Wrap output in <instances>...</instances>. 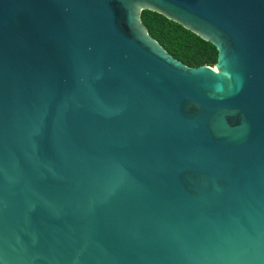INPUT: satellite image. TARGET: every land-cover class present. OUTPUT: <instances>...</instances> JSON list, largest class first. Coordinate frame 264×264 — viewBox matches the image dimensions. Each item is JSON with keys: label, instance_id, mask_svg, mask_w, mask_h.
I'll return each mask as SVG.
<instances>
[{"label": "water", "instance_id": "1", "mask_svg": "<svg viewBox=\"0 0 264 264\" xmlns=\"http://www.w3.org/2000/svg\"><path fill=\"white\" fill-rule=\"evenodd\" d=\"M0 264H264V0H0Z\"/></svg>", "mask_w": 264, "mask_h": 264}, {"label": "trees", "instance_id": "2", "mask_svg": "<svg viewBox=\"0 0 264 264\" xmlns=\"http://www.w3.org/2000/svg\"><path fill=\"white\" fill-rule=\"evenodd\" d=\"M139 17L147 34L172 58L188 67L214 65L216 51L210 43L156 12L143 10Z\"/></svg>", "mask_w": 264, "mask_h": 264}, {"label": "rangeland", "instance_id": "3", "mask_svg": "<svg viewBox=\"0 0 264 264\" xmlns=\"http://www.w3.org/2000/svg\"><path fill=\"white\" fill-rule=\"evenodd\" d=\"M209 67L213 68V65L212 66H209Z\"/></svg>", "mask_w": 264, "mask_h": 264}]
</instances>
